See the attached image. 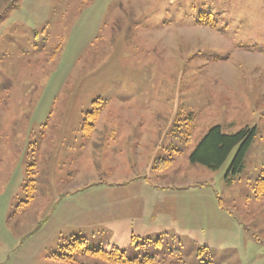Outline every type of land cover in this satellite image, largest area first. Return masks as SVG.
Returning <instances> with one entry per match:
<instances>
[{
    "label": "rangeland",
    "instance_id": "obj_1",
    "mask_svg": "<svg viewBox=\"0 0 264 264\" xmlns=\"http://www.w3.org/2000/svg\"><path fill=\"white\" fill-rule=\"evenodd\" d=\"M213 126L256 128L231 183L188 159ZM259 176L264 0H0V264H264Z\"/></svg>",
    "mask_w": 264,
    "mask_h": 264
},
{
    "label": "trees",
    "instance_id": "obj_2",
    "mask_svg": "<svg viewBox=\"0 0 264 264\" xmlns=\"http://www.w3.org/2000/svg\"><path fill=\"white\" fill-rule=\"evenodd\" d=\"M206 17L207 16L201 18ZM200 22H203V20L200 19ZM100 110L101 106H99L98 100H95L92 103L91 110L86 113L84 118L83 129L85 135H87L89 129H92L93 123L99 115ZM255 132V127H243L234 133L226 134L222 132L220 126H213L207 130L188 155L189 162L205 166L211 170H218L233 149H236L225 176L226 182L231 183L234 177L240 173L243 168L244 158ZM169 160L167 162H169ZM253 191V195L256 198H260L264 195V178L259 176L256 179ZM132 241L134 242V237H132ZM156 243L159 245L160 240H156ZM141 245L142 244H136L134 242L135 247ZM148 255L149 254L144 255L142 258H130L126 256L125 251L118 247H110L108 250L91 249L86 246L85 241L73 239L64 243L61 252L55 253L50 258L55 263L65 264H85L78 260L80 256L98 259L106 264H156L155 258Z\"/></svg>",
    "mask_w": 264,
    "mask_h": 264
},
{
    "label": "crops",
    "instance_id": "obj_3",
    "mask_svg": "<svg viewBox=\"0 0 264 264\" xmlns=\"http://www.w3.org/2000/svg\"><path fill=\"white\" fill-rule=\"evenodd\" d=\"M147 185V184H146ZM114 189H111V191L115 190V186H113ZM147 188V187H146ZM154 188L153 186H149L147 189H152ZM110 207H109V211L112 212L113 214V204H109ZM137 206V205H136ZM136 210H140V205L136 207ZM108 216H109V212H107Z\"/></svg>",
    "mask_w": 264,
    "mask_h": 264
}]
</instances>
